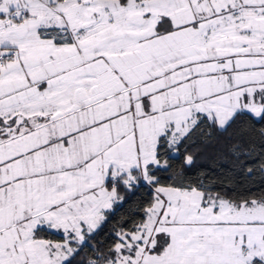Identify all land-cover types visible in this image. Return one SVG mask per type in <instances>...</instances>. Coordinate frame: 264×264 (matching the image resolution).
I'll return each mask as SVG.
<instances>
[{
	"label": "snow or ice",
	"instance_id": "6c2138e0",
	"mask_svg": "<svg viewBox=\"0 0 264 264\" xmlns=\"http://www.w3.org/2000/svg\"><path fill=\"white\" fill-rule=\"evenodd\" d=\"M221 140L264 181V0H0V264H264Z\"/></svg>",
	"mask_w": 264,
	"mask_h": 264
},
{
	"label": "trees",
	"instance_id": "16d2710c",
	"mask_svg": "<svg viewBox=\"0 0 264 264\" xmlns=\"http://www.w3.org/2000/svg\"><path fill=\"white\" fill-rule=\"evenodd\" d=\"M189 151L196 156L193 171L207 173L206 180L215 182L217 187L223 184H232L237 188L260 184L264 186L259 174H253L251 178L245 175V169L249 166L255 167L251 159L241 157L239 160L227 155L223 142H218L215 148H204L195 145ZM127 210V205L119 209L114 220L119 219L122 212Z\"/></svg>",
	"mask_w": 264,
	"mask_h": 264
}]
</instances>
